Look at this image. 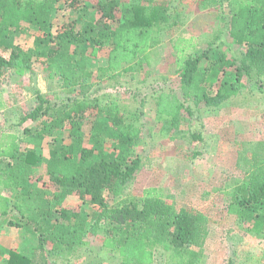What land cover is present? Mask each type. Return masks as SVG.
<instances>
[{
    "label": "trees",
    "instance_id": "1",
    "mask_svg": "<svg viewBox=\"0 0 264 264\" xmlns=\"http://www.w3.org/2000/svg\"><path fill=\"white\" fill-rule=\"evenodd\" d=\"M60 1L0 0V86L8 71L29 69L35 61L67 95L79 87L88 98L93 78L113 80L117 73L149 66L151 49L176 21L164 4L154 0H80L96 10L97 22L88 21L75 32L73 20L54 33ZM227 1L228 36L243 52L229 59L220 51L191 53L188 49L195 48L191 39L179 37L174 42L181 98L160 92L154 101L157 120L169 132H178L183 113L192 115L188 103L218 107L241 92L240 79L252 82L264 76V0ZM22 24L37 32L31 49L14 44ZM95 47L108 50L106 67L96 76L89 69V51ZM105 97L109 100L103 98L104 103L98 98L79 103L78 97H69L54 109L37 95V107L20 121L21 126L28 121L35 126L0 134V219L23 227L39 242L37 256L9 251L0 264H51L56 253L86 247L89 237H99L100 251L120 264L203 263L208 220L202 213L176 209L154 188L122 198L141 169V158L134 152L141 125L115 97ZM3 107L0 93V111ZM89 108L96 112L92 118L86 116ZM47 138L51 143L44 160L41 150ZM41 168L48 185L38 186L34 178ZM65 198H75L78 208H61ZM227 213L248 231L264 235V176L236 184Z\"/></svg>",
    "mask_w": 264,
    "mask_h": 264
},
{
    "label": "rangeland",
    "instance_id": "2",
    "mask_svg": "<svg viewBox=\"0 0 264 264\" xmlns=\"http://www.w3.org/2000/svg\"><path fill=\"white\" fill-rule=\"evenodd\" d=\"M121 1L136 3L138 0ZM154 4H164L176 21L164 30L159 43L151 49L149 66L137 72L117 73L113 80L93 78L92 96L86 95L88 98L83 97L84 91L79 87L67 95L60 82L49 79L43 66L35 61L29 69L10 70L0 86L4 101L0 134L18 133L23 127L35 126L29 121L21 126L20 121L37 107V95L49 100L54 109L60 107V100L74 96L79 103H90L94 98L104 103L103 98L108 99L106 95L115 97L141 125L140 140L134 151L141 158V169L125 188L122 198L138 197L144 190L154 188L176 209L202 213L208 220L202 264H264V235L248 231L247 225L238 223L235 216L227 213L234 186L245 178L264 176V76L252 82L240 79L241 92L218 107L188 103L192 115L183 113L178 132H169L157 120L154 101L160 92L181 98L172 52L174 42L179 37L191 39L195 45L193 50L188 49L191 53L220 51L229 59L237 58L243 49L228 36L229 1L154 0ZM57 7L54 33L64 30L73 20L75 32H79L81 26L91 20L97 22L99 17L91 5L86 7L80 0H61ZM21 27L23 31L14 34V44L31 49L37 32L26 24ZM89 53V69L96 76L98 69L106 67L108 50L95 47ZM95 113L89 108L86 116L92 118ZM84 133L87 140L86 126ZM61 134L68 141L67 132ZM50 143L49 138L43 142L44 160ZM110 143L105 146L107 150ZM47 177L43 168L34 176L38 186L48 185ZM60 204L61 208L75 209L79 205L75 198H65ZM8 221L0 219V261L7 258L9 251L37 256V237L23 227L9 226ZM86 241V247L56 253L50 257L54 261L51 264H120L118 259L100 251L99 237H89Z\"/></svg>",
    "mask_w": 264,
    "mask_h": 264
},
{
    "label": "crops",
    "instance_id": "3",
    "mask_svg": "<svg viewBox=\"0 0 264 264\" xmlns=\"http://www.w3.org/2000/svg\"><path fill=\"white\" fill-rule=\"evenodd\" d=\"M11 215H16V213H11Z\"/></svg>",
    "mask_w": 264,
    "mask_h": 264
}]
</instances>
